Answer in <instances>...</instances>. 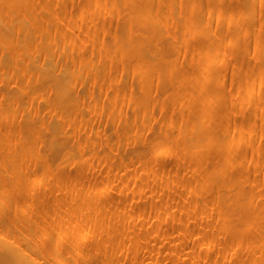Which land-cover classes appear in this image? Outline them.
I'll use <instances>...</instances> for the list:
<instances>
[{
    "label": "rangeland",
    "instance_id": "obj_1",
    "mask_svg": "<svg viewBox=\"0 0 264 264\" xmlns=\"http://www.w3.org/2000/svg\"><path fill=\"white\" fill-rule=\"evenodd\" d=\"M38 1L28 0L8 9L0 6V30L11 19L20 18L26 21L23 23L32 37L26 43L13 29L12 42L0 47V55L13 58L0 63V185L9 183L14 188H0V198L18 212L8 219L10 227L0 226V256H4L0 264H15L14 258L20 256L36 258L39 264H264V238H260L255 218L244 213L241 220L234 219V233L217 225V201L228 205L234 197L202 182L205 170L214 169L217 160L206 147L186 153L163 140L165 134H175L179 119L184 122L193 117L195 107L205 126L216 117L214 105L203 117L200 101L190 96L192 84L201 85V81H186L184 77L208 56L196 55L198 42L191 33L182 31L193 13L194 0H151L166 17L171 6L176 8L173 18L161 23L165 33L161 61L166 70L177 63V68L166 74L171 82L168 85L154 78L136 79L132 70L138 58L133 55L124 56L122 66L105 57L104 48L114 55L111 35L125 25L131 11L124 0H106L103 5H97L101 0ZM38 12L47 14L51 38L57 43L52 48L60 61L69 67L84 59L93 67L91 74L80 71L70 85L78 105L69 116L62 117L55 108L48 81L27 71L26 61L35 53L30 42L39 45L45 39L39 34L33 38L29 21ZM53 14L58 18L52 19ZM210 16L214 26L216 15ZM132 29L135 35L145 32L136 23ZM263 34L264 30L257 32L258 36ZM251 41L238 39L233 53H242ZM221 49L227 58L221 68L224 86L217 87L216 73L203 91L213 89L230 104L238 93L235 79L244 66L233 71L236 59L229 55L230 47ZM243 53L244 60L252 61L250 49ZM145 81L148 103L147 113L142 115L135 107ZM7 94L13 95L14 101H9ZM259 106L264 117V98ZM226 117L238 122L241 111ZM58 123L60 131L54 132L52 127ZM5 131L12 137H4L2 142ZM53 138L56 143L50 144ZM5 145L15 147L26 165L46 163L48 170L38 185L32 186L33 173L26 181L19 176L12 165L16 153L10 156ZM232 152L233 162L243 167L227 166L226 171L246 180L242 189L245 199L250 207H258L264 203V131L244 134ZM36 175L41 176V172ZM36 190L40 194L33 200L31 191ZM41 195L42 201L38 199ZM77 203H82L81 210L67 214V208ZM38 206L56 209L57 214L40 219L37 231L16 233L17 225L34 222L31 213ZM261 214L264 216V210ZM67 221L77 230L75 244L63 240L60 249H55L54 231L48 229L49 242L42 247L41 223ZM65 255L69 256L66 262Z\"/></svg>",
    "mask_w": 264,
    "mask_h": 264
},
{
    "label": "bare ground",
    "instance_id": "obj_2",
    "mask_svg": "<svg viewBox=\"0 0 264 264\" xmlns=\"http://www.w3.org/2000/svg\"><path fill=\"white\" fill-rule=\"evenodd\" d=\"M48 0H39V3H46ZM106 0H101L97 5H103ZM127 5L130 6L131 11L129 16L125 20V25L119 30L114 31L111 35L114 43V55L109 54L108 50L104 48L106 58H112L116 63L122 66L121 59L124 56H135L138 61L133 66L132 73L136 79H142L143 77L148 80L151 78L160 80L163 84H170V80L166 77L168 72L177 68L176 61L173 62L169 70L163 65L161 61L160 51L164 48L165 33L162 30L161 23L166 18H173L175 14V7L171 6L168 13L169 17L162 12L161 8L152 2L151 0H124ZM172 2L173 0H168ZM260 0H195L192 1L193 13L188 21V24L182 26V31L185 33H191L193 38L198 42L195 54L198 56L208 55L204 60L197 62L190 71L184 74L186 81H201V85L192 84L190 92L191 97H196L200 101L203 109V117H207L209 109L214 105L216 117L212 119L207 126L202 122V117L198 113L195 107L193 111V117L182 121L179 119V126L176 128L174 135H164L163 140L167 143L172 142L177 149L186 152H198L202 147H206L209 151L211 158L217 160V166L214 169H207L203 173L202 182L204 185H211L214 188H221L225 191H229L234 194V197L230 199L228 205L224 201L219 203V209L217 212V225L219 228H224L227 232L234 233L236 226L233 220H241L242 214H249L252 218H255L258 222L260 230V238H264V216L261 212L264 210V203L258 207H250L243 194V186L246 180L240 179L236 174H232L226 171L227 166L243 167L241 163L233 162V148L237 143L242 140L244 134L250 135L253 131H259L261 134L264 131V117L262 116V110L259 106V101L264 98V34L257 35V32L264 30V3ZM28 0H0V6L8 9L12 5L27 4ZM195 4V6H194ZM191 8V7H190ZM222 12H221V9ZM207 12V15L204 14ZM211 14L216 15L215 25H212ZM58 16L53 14L52 19H57ZM11 23L3 24L0 30V47L6 46L11 43L10 33L13 29H17L23 37V41L30 40L31 34L28 27L23 23L24 19L14 18L10 20ZM31 25L34 28V37L43 35L45 39L39 42V45L33 43L32 50L35 53L26 61L27 71L38 80H47V88L54 95L55 108L58 109L60 115L69 116L78 105V97L73 95L70 89L72 81L79 74L84 72L91 74L93 67L86 64V60L81 59L78 62H73L68 67L60 61V56L54 52L56 47V41L51 38L52 32L48 29V17L44 12H38L32 15L30 19ZM132 23H136L140 27H144L145 32L134 34L132 29ZM244 24V25H243ZM43 33L45 34H42ZM96 34H98L96 32ZM240 38H252L251 43L248 42L241 50L247 52L249 49L253 53L252 61L243 59L244 53L241 51H235L233 53L232 46ZM98 41V39H96ZM28 43V41L26 42ZM230 47V54L234 55L235 63L232 66L233 71L239 69L242 65L244 71L235 79L234 89L238 91L234 99L230 101V104L224 102L226 97L210 89L207 92L203 91L205 84L214 77L216 78L217 87L224 86V78L221 72V68L227 63V58L221 53V47ZM54 47V48H52ZM216 50V53L213 51ZM13 59V58H11ZM10 57L0 55L1 62L11 61ZM221 63V66L216 64ZM66 67V68H65ZM183 81V82H186ZM148 81H145L139 90V96L137 97V107L135 110L145 115L147 113L146 104L148 103ZM23 93L22 90L18 91ZM9 101H14L13 95L7 94ZM241 111L242 119L238 122L232 121L226 117L230 113H235L236 110ZM226 114H221L222 111ZM61 124L58 123L52 127L53 131L59 132ZM234 131H238L233 134ZM9 131H5V135H2V142L4 137H12L7 134ZM33 134V130L31 131ZM237 135V136H236ZM54 138L50 141V144H55ZM162 146V145H161ZM4 150L11 156L16 153V161L12 164L16 167L19 176L24 180H28L31 173L34 174L32 186L38 185L44 174L48 170V166L44 161L26 165L20 157H18V151L13 146H4ZM162 151V148H160ZM39 157V155H38ZM38 159V158H36ZM38 171L41 172V176H38ZM58 187V184H56ZM3 191H12L14 188L10 187L9 183L0 185ZM34 189H36L34 187ZM138 189V188H137ZM215 189V190H216ZM102 190H105L102 189ZM31 191V198L35 200V197L40 194ZM39 192V193H38ZM120 194L124 193V190H119ZM256 194L252 195L255 198ZM40 201L44 199L38 198ZM56 199V198H55ZM131 203L130 205H132ZM76 208V209H74ZM82 203H77L76 207H68L67 214L74 215L76 211H80ZM12 214L17 215V209L11 210L5 205L4 197L0 198V226L10 227L9 218ZM34 222L32 224H26L16 226V233H29L28 231H37L39 229V220L45 217H50L57 214L56 209L48 211L41 206L33 209ZM42 226V247H45V242L48 241L47 230L54 231L53 247L57 250L61 247V242L67 240L70 245L75 244L76 228H73L69 221L57 224L54 222L44 224ZM64 232V236L61 234ZM82 238V237H81ZM82 240V239H81ZM68 255H65L67 261ZM0 259H4V256H0ZM183 260V259H182ZM15 264H39L36 258H29L27 256H20L14 258Z\"/></svg>",
    "mask_w": 264,
    "mask_h": 264
}]
</instances>
